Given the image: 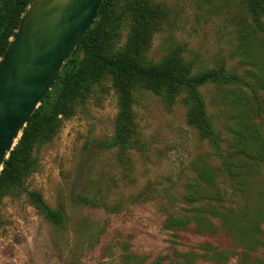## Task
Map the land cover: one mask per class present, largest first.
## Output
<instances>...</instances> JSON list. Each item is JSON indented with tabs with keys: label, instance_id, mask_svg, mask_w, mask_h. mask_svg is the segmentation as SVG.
<instances>
[{
	"label": "rangeland",
	"instance_id": "obj_1",
	"mask_svg": "<svg viewBox=\"0 0 264 264\" xmlns=\"http://www.w3.org/2000/svg\"><path fill=\"white\" fill-rule=\"evenodd\" d=\"M162 1L161 27L136 59L159 63L178 50L194 70L222 65L239 74V88L227 81L198 87L219 149L229 150L243 121L264 137V17L248 35L246 0ZM126 2L111 0L107 11L109 53L127 41ZM132 97L133 143L125 151L104 144L120 100L109 77L34 146L20 183L0 196V264H264V169L247 191L235 190L211 140L189 123L184 91L137 86ZM201 172L213 183L187 201ZM31 191L62 208L60 224ZM171 216L191 217L190 227L169 226Z\"/></svg>",
	"mask_w": 264,
	"mask_h": 264
},
{
	"label": "trees",
	"instance_id": "obj_2",
	"mask_svg": "<svg viewBox=\"0 0 264 264\" xmlns=\"http://www.w3.org/2000/svg\"><path fill=\"white\" fill-rule=\"evenodd\" d=\"M252 23L248 24V35H254L263 25L264 0H246ZM28 0H0V57L16 30ZM111 0H102L97 12L81 40L68 55L65 63L35 108L20 137L9 151L0 170V196L5 188L20 183L24 170L31 161V153L38 142H46L60 129L63 119L74 112V103H83L93 87L109 77L119 90L120 100L114 132L104 140L107 147H115L119 152L129 148L133 141L132 91L141 86L160 93L164 90L184 91L187 96L188 121L213 143L221 157L224 176L235 190L247 191L253 175L264 169V137L256 132L253 124L243 121L235 130L229 150L219 149L217 134L198 87L205 82L227 81L237 88L245 80L237 73L224 67L194 70L191 61L185 59L178 50L168 53L159 63L143 64L136 56L149 47L151 37L161 27L167 6L162 0H127L125 11L130 19L129 34L124 47L116 53L108 52L111 31L106 29L109 17L107 11ZM246 34V35H247ZM213 180L206 172L188 185L187 201L197 199L199 191L207 190ZM43 214L55 224L63 220L62 208L53 209L43 201L37 191L29 192ZM192 220L171 216L168 224L176 230L188 229Z\"/></svg>",
	"mask_w": 264,
	"mask_h": 264
},
{
	"label": "water",
	"instance_id": "obj_3",
	"mask_svg": "<svg viewBox=\"0 0 264 264\" xmlns=\"http://www.w3.org/2000/svg\"><path fill=\"white\" fill-rule=\"evenodd\" d=\"M102 0H28L0 57V170Z\"/></svg>",
	"mask_w": 264,
	"mask_h": 264
}]
</instances>
